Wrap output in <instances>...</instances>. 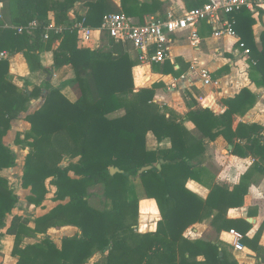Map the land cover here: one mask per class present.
Here are the masks:
<instances>
[{
	"label": "trees",
	"instance_id": "trees-1",
	"mask_svg": "<svg viewBox=\"0 0 264 264\" xmlns=\"http://www.w3.org/2000/svg\"><path fill=\"white\" fill-rule=\"evenodd\" d=\"M80 1L0 0L5 20L12 26L37 23V29L29 35L3 28L0 22V53L6 51L10 58L23 54L31 72L42 70L49 78L41 86L30 89L26 81L25 88H20L10 75L9 59L0 60V172L16 167L15 155L4 144V138L12 123L23 119L31 127L22 138L18 133L15 144L29 148L21 179V187L31 191L27 202L43 207L51 189L55 190L53 201L59 202L49 213L34 219L14 216L8 226L7 217L20 198L9 181L0 177V236L15 238L12 255L18 259L17 264H91L96 253L103 259L92 264H238L221 244L184 237L191 226L208 219L218 233L236 230L242 235V244L264 263V248L260 246L263 226L249 238L252 225L226 217L229 209L243 205L247 190L239 195L238 189L228 192L215 187L203 199L187 188L189 180L202 183L204 170L194 161L204 154L205 139L224 137L234 146V155L258 159L254 167L264 173V129L242 122L233 129L234 116H245L255 106L256 96L243 89L235 98L223 100L228 110L220 116L209 109H198L183 117L156 104V90L162 84L135 89L134 68L139 62L131 56L130 45L106 37L105 48L79 47L75 23L97 30L106 16L118 13L111 0H90L87 12L71 19ZM121 1L123 11L131 17L138 9L145 12L148 8L138 7L137 0ZM206 4L207 0H196L188 9ZM51 14L55 26L63 31H50L49 39L44 41ZM227 19L241 38L240 47L243 45V51L250 55L251 81L264 87V33L262 49H258L250 11L244 8ZM241 21H245L244 25L248 22L247 27L241 28ZM52 50L53 68L60 71L68 67L74 73V78L66 82L77 84L80 90L74 102L62 92L66 84L54 87L50 82L52 70L42 66L40 54ZM177 64L178 70L167 59L152 64V70L180 77L189 65L181 59ZM40 98L42 106L29 112L31 101ZM186 120L202 134L201 138L186 129ZM148 134L159 143L169 140L171 147L149 149ZM236 140L246 141L245 147ZM147 166L152 170L140 174ZM135 179L140 180L146 197L158 206L161 220L155 232H137L139 197ZM97 185H102L106 200L102 209L90 203V191ZM66 226L78 228L82 235L63 238L60 248L48 236L37 239V235H47L50 229ZM29 238L36 242L24 245Z\"/></svg>",
	"mask_w": 264,
	"mask_h": 264
},
{
	"label": "crops",
	"instance_id": "crops-1",
	"mask_svg": "<svg viewBox=\"0 0 264 264\" xmlns=\"http://www.w3.org/2000/svg\"><path fill=\"white\" fill-rule=\"evenodd\" d=\"M88 1L90 0H81L78 2L74 7L73 13L70 14V18L83 16L87 12L86 3ZM111 1L118 9V13L126 14L122 9L121 0ZM255 1L259 7L254 12L250 11L252 18L255 20L252 31L257 48L262 49L261 36L264 33V3L262 0ZM194 3H196V0H137L138 7L142 8V6H147L148 8L145 12L138 9L136 15L132 16V18L137 22L143 23L150 17L167 18L170 14L180 16L184 12L189 11L188 6H193ZM132 4H135V1ZM3 7L4 4H1L0 22L2 23V27L17 30L18 26H12L8 20H5L6 17ZM49 19L51 21L50 23L54 24L52 14ZM244 23L245 21L239 22V24H242L241 28L247 27L248 22H246V25ZM214 29L210 23L203 22L199 26V42L197 43H193L189 33L179 34L177 37H174V43L171 45L170 57L168 59L172 64H175L176 70L180 68L177 64L178 59H181L189 65L180 77H173L172 75L164 76L153 72L152 64H141L138 60V52L131 49V56L139 62V66L134 68L135 89L138 91L142 88H151L154 84H162V87L156 90L154 102L160 106L169 107L183 117L190 111L198 109H209L217 116L223 115L228 110L223 100L233 99L243 89H248L256 96L257 102L245 116H234L233 129H236L241 122L244 124H256L264 129V87L257 86L249 77L250 55L246 52L247 50L243 51L241 48L243 45L240 47L239 42L241 38L239 35L235 38H215L213 37ZM62 31L63 28H61ZM28 34L31 35L32 33ZM106 37L109 38V35L100 28L93 30L91 40L86 44L81 45L78 39L79 47L96 50L105 48L107 45ZM55 47L56 44L53 45V49ZM40 58L42 66L52 70L53 75L52 78L50 77V82L54 87L66 84V82L74 78L73 71L68 67H64L60 71H56L53 68V50L42 52ZM9 63L10 75L13 78V82L20 88H25L26 81L30 84L29 88L32 89L34 86H41L45 80H49L47 74L42 70L31 72L23 54L13 56L9 59ZM203 70L211 75L213 80L212 85L206 86L204 84V79L201 75ZM138 73L141 77L139 83H137ZM77 87V84L69 83L63 87L62 92L68 99L74 102L80 96V93H77ZM42 104L43 99L41 98L32 100L29 112L36 111ZM24 117L25 115L23 114L21 118ZM184 126L193 136L198 138L202 137V134L190 121L186 120ZM30 127V124L25 120H16L12 123L11 131L4 138V144L11 148L16 158L15 168L0 172V177L6 178L9 181L10 187V177L12 175H14L12 177L13 181L15 179L17 180V178L22 179L26 159V154L23 155V148L26 146L16 145L15 139L18 133L23 137L30 130ZM235 143L240 144L242 147L246 145V141L236 140ZM217 145H223L220 154L227 159L225 167L218 170L209 166L211 159L209 157L213 155V149ZM147 147L149 149H168L171 147V143L169 140L159 143L153 135L148 134ZM204 147V154L198 160L194 161L197 167L204 170L201 176L202 183L189 180L187 182V188L203 199H207L215 187H219L228 192H234L235 189H238L240 191L239 195H242L244 190H247L243 205L239 208L229 209L226 217L229 220H245L252 225V229L248 233L249 238H253L263 226L260 246L264 248V173L254 167L256 162H259L258 159L250 155L244 158L234 155L232 152L234 146L228 143L224 137H219L214 141L205 139ZM213 158L215 159V157ZM17 171L20 174H17ZM139 184L142 186L140 180L135 179L134 185L139 197V230L142 234L155 232L157 230V223L161 220L159 209L155 200L148 199L146 194L141 196ZM54 191V189H51L48 200L43 204V207H36L29 205L27 202V197L31 195L30 189L20 187L18 192L14 190V193L20 199L12 215L7 217L6 221L8 226H10L14 216L34 219L35 217L49 213L59 205V202L53 201ZM50 195H52L51 198ZM211 221V219H208L203 223L191 226L185 232L184 237L190 241L201 240L213 244H221L223 248L227 249L228 255L233 257L238 264H264L254 251L242 244V240L240 243L243 247L242 250H236L234 247V236L230 234V231L218 233L212 226ZM234 231L237 232L236 230ZM81 235L82 232L78 228L66 226L50 229L47 235H37V239H44L48 236L60 248L63 238L80 237ZM35 242L36 239H25L24 245L34 244ZM14 243L15 238L13 236L7 234L0 236V264H17L18 259L12 255ZM102 259L103 255L96 253L90 263H96ZM199 260H202V258H199Z\"/></svg>",
	"mask_w": 264,
	"mask_h": 264
},
{
	"label": "built area",
	"instance_id": "built-area-1",
	"mask_svg": "<svg viewBox=\"0 0 264 264\" xmlns=\"http://www.w3.org/2000/svg\"><path fill=\"white\" fill-rule=\"evenodd\" d=\"M264 3V0H262ZM257 2L255 0H207V4L201 8L186 11L183 15L177 16L170 14L167 18L150 17L143 23L137 22L134 18L124 14L116 13L104 18L101 30L105 31L110 39L123 45H130L138 52V60L141 64H160L170 57L171 45L174 37L179 34L189 33L193 43L199 42V26L203 22L210 23L215 29L213 37H233L237 36L233 22L227 18L244 8L254 12ZM37 29V23L31 22L27 27H18L17 32L22 34L32 33ZM81 45L91 40L93 30L82 23L74 25ZM61 32L53 23L46 27L43 40L49 39V32ZM248 53V51H246ZM10 59L7 52L0 53V60ZM204 84L212 85L211 75L203 70L201 73ZM234 236V247L242 250V235L230 231Z\"/></svg>",
	"mask_w": 264,
	"mask_h": 264
},
{
	"label": "rangeland",
	"instance_id": "rangeland-1",
	"mask_svg": "<svg viewBox=\"0 0 264 264\" xmlns=\"http://www.w3.org/2000/svg\"><path fill=\"white\" fill-rule=\"evenodd\" d=\"M106 44H107V42H106ZM218 45H220V44H218ZM140 79H141V77H140V75L138 73L137 83L140 82ZM76 90H77V93L79 94L80 90H79L78 87L76 88ZM222 148H223V145H217V147L213 149V155H211L209 157V159L211 158L210 159V163L208 161L209 166L211 168H214V169L218 170V169H223L225 167L227 159L222 157L221 154H220V151H221ZM23 150H22L23 151V155L26 154V156H27L28 153H29V148L26 146V147L23 148ZM213 157H215V159ZM17 174H20L19 171H17ZM13 176L14 175H12V177ZM12 177H10L11 187L16 192H18L20 187H21V178H17V180L14 178L15 180L13 181ZM137 182H138V180H137ZM139 192H140L141 196L145 195L144 189L142 188V186L140 184H139ZM90 193H92V197L90 198V203H91L92 206H94L96 208H99V209H102L103 207H105L104 204H105L106 200L103 197V187H102V185H97V186L93 187V189H91ZM51 197H52V195H50V198ZM21 213H23V212H21ZM138 232L141 233V231L139 230V226H138Z\"/></svg>",
	"mask_w": 264,
	"mask_h": 264
},
{
	"label": "water",
	"instance_id": "water-1",
	"mask_svg": "<svg viewBox=\"0 0 264 264\" xmlns=\"http://www.w3.org/2000/svg\"><path fill=\"white\" fill-rule=\"evenodd\" d=\"M162 163V162H161ZM159 169L161 168V164H159L158 166H157ZM152 166H147V167H144V168H142V170L139 172L140 174H142V173H144V172H146V171H149V170H152ZM112 172H114V170L112 169L111 170ZM252 222V221H251Z\"/></svg>",
	"mask_w": 264,
	"mask_h": 264
}]
</instances>
